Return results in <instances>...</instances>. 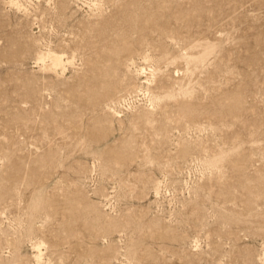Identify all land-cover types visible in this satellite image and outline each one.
<instances>
[{
	"label": "rangeland",
	"instance_id": "374dc122",
	"mask_svg": "<svg viewBox=\"0 0 264 264\" xmlns=\"http://www.w3.org/2000/svg\"><path fill=\"white\" fill-rule=\"evenodd\" d=\"M13 1L0 264H264V0Z\"/></svg>",
	"mask_w": 264,
	"mask_h": 264
},
{
	"label": "bare ground",
	"instance_id": "6f19581e",
	"mask_svg": "<svg viewBox=\"0 0 264 264\" xmlns=\"http://www.w3.org/2000/svg\"><path fill=\"white\" fill-rule=\"evenodd\" d=\"M15 1V0H14ZM14 1H13V3H14ZM75 1H77V0H75ZM10 3V2H9ZM48 45V44H47ZM95 50V49H94ZM147 53V52H146ZM62 54V53H61ZM63 55V54H62ZM63 56H65V54L63 55ZM36 57V56H35ZM66 57V56H65ZM47 58H49L50 60H51V65L50 66H52V67H57L58 65H61V63H62V57H61V55H57V54H55V52H53V51H51V50H49V51H47V52H40V50H39V53H38V55H37V59H38V61H40V62H42V63H44L45 62V60H47ZM133 58V57H132ZM131 58V59H132ZM147 60V59H146ZM131 61V60H130ZM71 62V60L69 61V63ZM134 62V61H133ZM36 63H38V62H36ZM46 64H48V63H46ZM66 64V63H65ZM127 64H130V63H127ZM126 64V65H127ZM62 65H64V64H62ZM131 67H132V65H130ZM134 66V65H133ZM40 67V66H39ZM45 67V66H44ZM129 67V66H128ZM139 67V66H138ZM64 68V70H65V67H63ZM51 69V68H50ZM128 69H131V68H128ZM142 69V68H141ZM55 70V69H54ZM44 71V70H43ZM136 71V70H135ZM142 71V70H141ZM62 72V71H61ZM64 72V71H63ZM138 71H136L135 73H137ZM141 73V72H140ZM112 107V106H111ZM117 116H118V114H117ZM156 188H157V186H156ZM155 187H154V189H156ZM42 244V243H41ZM33 247H36V245L35 246H33ZM37 256H41V253L40 252H38L37 253ZM43 256V255H42ZM39 258V257H38ZM37 258V259H38ZM264 258V257H263ZM41 259V258H40ZM39 260V259H38ZM37 260V261H38ZM41 261V260H40Z\"/></svg>",
	"mask_w": 264,
	"mask_h": 264
}]
</instances>
